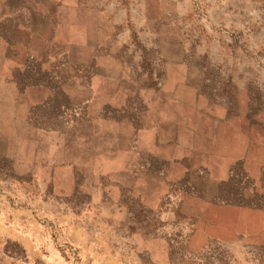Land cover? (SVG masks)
<instances>
[{
	"label": "rangeland",
	"instance_id": "374dc122",
	"mask_svg": "<svg viewBox=\"0 0 264 264\" xmlns=\"http://www.w3.org/2000/svg\"><path fill=\"white\" fill-rule=\"evenodd\" d=\"M263 152L264 0H0V264H264Z\"/></svg>",
	"mask_w": 264,
	"mask_h": 264
},
{
	"label": "crops",
	"instance_id": "0c3cea01",
	"mask_svg": "<svg viewBox=\"0 0 264 264\" xmlns=\"http://www.w3.org/2000/svg\"><path fill=\"white\" fill-rule=\"evenodd\" d=\"M204 105L211 108L210 112L205 113L204 117L200 119L194 114V118H190L188 122V126L190 127L187 130L189 131L188 134L194 135L192 138L195 142L200 141L205 143V145L202 143L203 148H200L201 150L195 151L196 154L222 157L224 160H230L231 157H239L238 151H243L242 154L247 157L259 155L260 152L257 151V143L253 135L249 136L250 139H248L247 128L246 130L241 128L239 134L237 125H234L233 130L222 127L228 119H230L231 123L233 120L231 116L228 117L227 107L207 101H205ZM198 107L196 105L190 106L193 109V113ZM208 147L211 149L210 151L207 150Z\"/></svg>",
	"mask_w": 264,
	"mask_h": 264
}]
</instances>
